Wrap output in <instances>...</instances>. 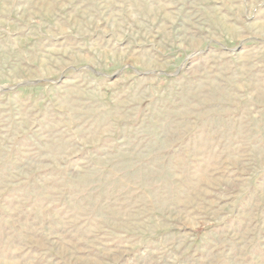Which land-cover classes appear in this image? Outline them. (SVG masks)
<instances>
[{"label": "rangeland", "instance_id": "rangeland-1", "mask_svg": "<svg viewBox=\"0 0 264 264\" xmlns=\"http://www.w3.org/2000/svg\"><path fill=\"white\" fill-rule=\"evenodd\" d=\"M0 264H264V0H0Z\"/></svg>", "mask_w": 264, "mask_h": 264}]
</instances>
